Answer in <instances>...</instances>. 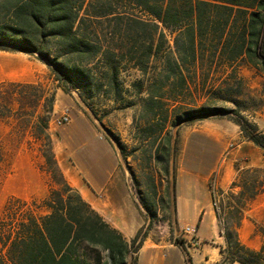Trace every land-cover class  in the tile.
Returning <instances> with one entry per match:
<instances>
[{
  "label": "rangeland",
  "instance_id": "1",
  "mask_svg": "<svg viewBox=\"0 0 264 264\" xmlns=\"http://www.w3.org/2000/svg\"><path fill=\"white\" fill-rule=\"evenodd\" d=\"M99 29L104 49H121L117 57H113L112 52L108 55L112 64L120 70V97L108 86L100 88L95 84L92 96L83 99L78 86L58 82L50 64L37 55L0 51V83H39L50 93H55L52 112L47 100L39 107L27 106L26 111L19 113L22 120L17 118L19 114L16 113L0 115V225L4 221L6 226L13 227L9 217L5 220L7 208L8 215L18 210L13 199L29 203L21 211L35 209L40 215L45 214L41 205L53 183L40 151L39 139H44L45 135L43 124L37 125V116H43L48 124L45 134L50 136L56 159L72 186L75 187L78 179L83 182L86 178L81 167L84 160L94 158L95 162H100L109 170L113 153L120 157L118 173L113 174L112 177H115H110V180L113 184L118 178L122 180V205L118 209L110 207V218H104L113 227L116 225L129 241L141 232V236H147L146 240L164 246L156 250L144 243L139 253V264H154L155 261L156 264H187L183 249L175 244L185 246L186 241L194 239V235L187 234L185 229H198L199 211L209 205L201 175L211 168L214 170L208 182L215 195L209 209L221 216L222 223L236 221L238 216L229 214V211H234V200L228 192L220 195L217 188L221 163L237 158V177L241 176L243 184L250 185L258 179L264 181V150L247 141L236 123L247 121L264 132V81L243 74L241 70L242 79H231L230 87L225 88L221 83L226 74L219 71L210 73L206 88L169 90L171 86L162 87L163 52L156 54L149 64L140 69L122 52L125 48L122 42H117L119 35H114L113 24L104 20ZM165 32L168 41L164 51H174V35L169 30ZM113 37L115 41H112ZM109 62L107 58L95 61L92 64L93 73L98 78L105 77ZM24 71H33L27 81L20 80L26 76ZM152 94L163 97L153 108L160 115L155 125L151 123L153 112L144 108ZM201 108H207L211 113L190 116ZM64 114L72 119L71 123L60 127L51 124ZM89 121H93L97 129L90 127ZM168 139L175 151L169 163V174L163 170L165 163H158L152 156L158 146L160 155H163ZM106 140L113 145V149ZM100 179L99 183L103 184L105 175ZM177 197L181 206L180 219ZM214 200L217 207L213 206ZM104 209L109 208L104 206ZM250 209L248 207L244 212L243 220L245 217L252 220L247 213ZM254 224L255 234L248 241L255 242L258 235L260 242L261 239L264 242V224ZM210 227L209 216H205L198 235L209 237ZM244 233L248 236L247 231ZM258 264H264V257Z\"/></svg>",
  "mask_w": 264,
  "mask_h": 264
},
{
  "label": "trees",
  "instance_id": "2",
  "mask_svg": "<svg viewBox=\"0 0 264 264\" xmlns=\"http://www.w3.org/2000/svg\"><path fill=\"white\" fill-rule=\"evenodd\" d=\"M104 20L113 24L114 35H119L117 42L125 48L122 52L140 69L163 52L162 87L171 86L169 90L206 88L211 72L226 74L221 83L225 88L230 87L231 79H242V68L264 75V0H0V51L37 55L50 64L58 82L78 86L83 99L92 96L95 84L108 86L120 97V70L108 55L112 52L117 57L121 49H104L99 32ZM165 30L174 35V51H164L168 41ZM105 58L110 61L108 73L98 78L92 64ZM162 99L152 94L144 107L153 112L154 125L160 115L153 108ZM47 100L52 112L55 93L42 84L0 83L1 116L22 113L27 106L39 107ZM209 113V109L201 108L190 116ZM17 118L22 120V114ZM236 123L247 141L264 150V132L247 121ZM38 124L44 127L40 151L53 188L42 202L43 215L35 209L21 211L29 203L13 199L18 210L8 215L7 208L5 214L13 227L4 221L0 225V264H139L147 236L139 232L129 241L83 198L60 168L52 140L45 134L48 124L43 116H37ZM174 152L168 139L163 155L159 146L152 155L158 163H165L167 174ZM237 187L240 191L235 193ZM263 192L264 181L258 179L247 185L238 175L228 192L235 204L229 214L235 213L236 221L222 223L217 214L226 244L221 248L223 260L219 264H258L264 257V242L259 250H253L239 235L244 212ZM175 245L183 249L186 263L194 264L185 246Z\"/></svg>",
  "mask_w": 264,
  "mask_h": 264
},
{
  "label": "crops",
  "instance_id": "3",
  "mask_svg": "<svg viewBox=\"0 0 264 264\" xmlns=\"http://www.w3.org/2000/svg\"><path fill=\"white\" fill-rule=\"evenodd\" d=\"M32 65H34V62H31ZM243 74H249L251 76L257 77L259 80L264 81V75L257 74L254 70L249 68H243L242 69ZM33 74V71H24V78H20L21 81L28 80V77H30ZM72 122V119H71ZM70 122V123H71ZM90 122V127H92L94 130L97 129L95 123L93 121ZM69 124V123H68ZM97 132V131H96ZM98 136H100V133H97ZM107 144L110 146L111 149H113V145L106 140ZM115 150V149H114ZM112 150V151H114ZM113 158L111 161V169L106 170L107 168L103 167L102 164L99 162H95V159L92 160L87 159L82 162V171L85 173L86 178L83 180V182H80L78 179L75 183V187L79 190L83 198L92 205V207L99 212L103 217L109 219L110 214L109 210L110 207H113L114 209H118L122 205V189H121V182L122 180L118 178V181L113 184V180H110V177L113 179V174L118 173V169L120 166V157L115 155L113 153ZM102 162V161H101ZM235 162H237V158L235 159H226L221 163V169L218 172V191H222L224 193H227L232 190L233 184L237 180V171L235 168ZM214 170L212 168L207 171L205 174L201 175V179L204 182V191L207 193L209 205L205 209H201L199 211V225L198 229H194V239L188 240L185 242V246L187 249V252L189 253L192 261L194 264H219L223 260V254L221 252V248L224 247L225 240L220 234L219 225H218V218L217 213L215 210H210V203L212 202V192L208 186L209 179L211 178V175L213 174ZM106 177V180L103 184L99 183L102 181L100 178ZM179 178V177H178ZM121 180V181H120ZM120 181V184L118 183ZM237 190L240 191V188H234V191ZM180 199L177 197V205H178V217L180 219L181 217V211H180ZM104 206H108L109 209H104ZM126 207V204L125 206ZM251 209L249 212V216H251L252 220H248L246 217L243 220L244 227H243V233L242 230H239L240 239L243 244H245L247 247L253 249V250H259L263 244L261 239L260 242V236H255L256 241H248V239L251 237V235L255 234V225L257 224H264V192L256 197V199L252 202V204L249 206ZM205 216H209L210 224H211V233L210 236H199L198 232L200 229V225L204 220ZM111 222V221H110ZM252 226V227H250ZM115 227L119 229L116 225ZM245 231L248 232V236L245 235ZM145 245L147 247H151L154 249H160L161 246L159 244H156L154 242H150L149 239L145 241ZM173 246V245H170ZM156 262V261H155ZM154 262V264H156Z\"/></svg>",
  "mask_w": 264,
  "mask_h": 264
},
{
  "label": "built area",
  "instance_id": "4",
  "mask_svg": "<svg viewBox=\"0 0 264 264\" xmlns=\"http://www.w3.org/2000/svg\"><path fill=\"white\" fill-rule=\"evenodd\" d=\"M71 122V118L67 115V114H64L62 117H60L59 119L55 120V121H52V125H54L55 127H60V126H63L65 124H68ZM213 206L214 207H217V201L214 200V203H213ZM185 232L187 234H193L194 233V229H192L191 227H187L185 229Z\"/></svg>",
  "mask_w": 264,
  "mask_h": 264
}]
</instances>
